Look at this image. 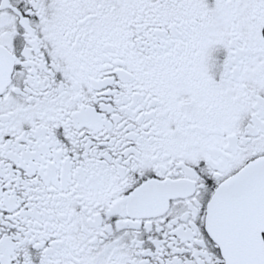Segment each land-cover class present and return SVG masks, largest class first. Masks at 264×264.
<instances>
[{
    "label": "snow or ice",
    "instance_id": "1",
    "mask_svg": "<svg viewBox=\"0 0 264 264\" xmlns=\"http://www.w3.org/2000/svg\"><path fill=\"white\" fill-rule=\"evenodd\" d=\"M0 264H264V0H0Z\"/></svg>",
    "mask_w": 264,
    "mask_h": 264
}]
</instances>
